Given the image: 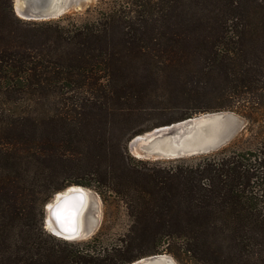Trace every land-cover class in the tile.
<instances>
[{
    "label": "trees",
    "instance_id": "1",
    "mask_svg": "<svg viewBox=\"0 0 264 264\" xmlns=\"http://www.w3.org/2000/svg\"><path fill=\"white\" fill-rule=\"evenodd\" d=\"M128 65L137 69L123 76ZM168 75L179 103L158 114L184 112L130 138L231 110L250 117V151L149 162L123 144L103 164L107 139L93 129L94 161L64 158L95 111L136 115L148 97L138 76ZM0 133V264H130L146 242L167 243L162 252L183 264H264V0H97L49 21L22 20L0 0ZM70 170L122 204L119 239L105 243L109 214L86 243L47 234L36 211L82 184L60 182Z\"/></svg>",
    "mask_w": 264,
    "mask_h": 264
},
{
    "label": "rangeland",
    "instance_id": "2",
    "mask_svg": "<svg viewBox=\"0 0 264 264\" xmlns=\"http://www.w3.org/2000/svg\"><path fill=\"white\" fill-rule=\"evenodd\" d=\"M79 2L83 5V8L81 10H76V11L71 10L66 14L82 13L89 7H93L97 3V0H79ZM136 67L137 65L135 67H133V65L122 67L121 73L123 76L125 75L130 76L132 70L137 69ZM135 81L137 85L143 82V84L146 86L145 90L148 95V97L140 103L139 110L136 113V115L131 116L128 113L123 115V112L119 110L117 111V109L114 108L113 114L112 115L106 114L107 119L105 120L104 115L102 113L95 111L94 114L90 116L92 121L91 124H87L84 128H82V131H80L76 136L74 134H71L72 140L68 141L67 138L68 142L64 143L65 148L61 150V152L64 153V158H67L69 161L71 160L73 163H77L76 160H82L87 163L93 162L94 161L93 155L99 154V152L98 149L93 144L94 142L92 140V137L89 135L90 134L89 131L96 129L99 135L104 133L107 139L106 146H107V151L109 152L107 156L108 160L102 161L103 164H107V162H110L112 159H114L117 155V148H116L117 145L121 146L123 144L126 146L128 155L137 161L140 160V161H149V162H155V161L170 162L172 160H177V159H160V160L138 159L134 157L135 156L134 153H132L131 150L128 148V143L130 142L131 139H133L130 138V136L134 132H138L139 130L145 129L146 127L150 126V124L152 123L159 122L161 120H167L172 116L175 117L179 115V113L184 112V109H181V110H176V113H173L172 111H168L165 112V114L163 115L158 114L161 108L170 107L173 104L179 103L177 98L179 97L181 91L179 86L176 84L175 79L172 78V75H168L167 77H165V80H163L162 83L156 82L153 77L145 78L142 76H140V78L138 76L137 80ZM104 85H107L106 82H104ZM74 101L75 102L77 101V96L75 95L73 96V102ZM75 102L73 106L78 109L76 105V103L78 102L76 103ZM107 108H112V106L108 104ZM151 110L153 111L156 110L157 112H151ZM221 112L233 114V116L238 122L237 130L233 135L232 139L227 144L220 147L216 151L210 152L208 154H202L192 157H183L181 159L186 160L187 162L190 161L192 162L193 159L195 158L204 155H209L223 148H229V147H232L234 150H237L239 152L250 151V146H252V144L254 143V135L250 130V126H251L250 117L244 115V113L240 114L233 112L231 110H224ZM151 113L153 114L151 115ZM208 113H214V112H208ZM202 114L204 113H201V115ZM199 115L200 114H198L197 116ZM15 116L16 115H14L13 117ZM72 116L74 115L72 114ZM24 125H25L24 130L28 134V130L31 129V124L30 122H26ZM102 141H103V135L100 136V142ZM88 152H90L89 155L87 154ZM0 164H2V162H0ZM55 169L58 170L57 167ZM59 180L60 182H65V181L81 182L82 184H78V186H70L69 188L79 187L83 189L86 193L87 201H88L87 206L84 210L85 215L84 217H82V232L80 236L75 240H71L67 242L64 241V242L70 244L86 243L93 235H95L99 231L101 225L104 223L105 214L111 215V217L108 219L109 220L108 225L110 226V228H108V231H106L107 233L104 236L105 243L109 244L110 242H112V240L119 239L117 235L113 236V234L122 233L127 224L124 208L121 203H119L115 198L109 196H106L105 199H103L93 188L87 185H83V184H89L87 177H81V175L79 174L77 175V173L73 172L72 170H70L69 174L61 175L59 177ZM108 190L109 189H105L106 194ZM59 193H62V191ZM59 193H57L56 195H58ZM56 195L53 196L45 205L42 206L41 217L38 213L39 211H36V213L38 214V219L42 218V223H44L45 218L47 221L46 212L48 210V206L53 203L52 199H54V197L56 198ZM46 232L47 234L53 236L56 240L63 241L58 237H55L48 231ZM167 245H168L167 243H162V242L156 244L146 242L143 243L140 248L136 247L134 252L136 254L139 253L146 254L143 258H147L155 254L163 255L168 257L172 261V264H183V263H178L171 255L162 252V250H164ZM157 251L158 253H153Z\"/></svg>",
    "mask_w": 264,
    "mask_h": 264
},
{
    "label": "water",
    "instance_id": "3",
    "mask_svg": "<svg viewBox=\"0 0 264 264\" xmlns=\"http://www.w3.org/2000/svg\"><path fill=\"white\" fill-rule=\"evenodd\" d=\"M82 8L79 0H13L15 15L25 21L56 20L71 10ZM237 127L238 122L231 113H204L146 132L142 141H135L134 137L128 148L138 152L141 157L138 159H181L208 154L227 144ZM83 205L81 192H69L46 212V216L49 214L55 230L73 236L77 233L76 219ZM43 227L55 236L47 230L46 218ZM130 264H172V261L163 255H152Z\"/></svg>",
    "mask_w": 264,
    "mask_h": 264
},
{
    "label": "bare ground",
    "instance_id": "4",
    "mask_svg": "<svg viewBox=\"0 0 264 264\" xmlns=\"http://www.w3.org/2000/svg\"><path fill=\"white\" fill-rule=\"evenodd\" d=\"M143 138H144L143 135H138V136H136V140L135 141H137V140L142 141ZM131 152L134 153L136 158H141L139 156L138 152L134 148H131ZM64 191L65 192L62 191V193H59L58 195H56V198L54 197L55 200L54 199L52 200L53 203L50 204L48 206V210H47V208H46V210H47V212H49L51 210V208L53 207V205L56 204L60 200V198L67 196V194H69V192H75V191L81 192V194L84 196V205H83V207H82V209H81V211L78 214L77 219H76L77 233L74 234L73 236H69V234H63V233L55 230L54 227H53V223H52V221H51V219L49 217V214H47V216H46L47 217L46 228L48 226L47 230L52 231L55 234V236H57L59 239H62L64 241H71V240H75L76 238H78L80 236L81 232H82V217H83V213H84V210H85V208L87 206V202L88 201H87V196H86L85 191L83 189L79 188V187L78 188H73L72 187V188H69V189H65ZM91 226H93V225H91ZM90 228H92V227H90ZM93 230H94V228H93Z\"/></svg>",
    "mask_w": 264,
    "mask_h": 264
}]
</instances>
